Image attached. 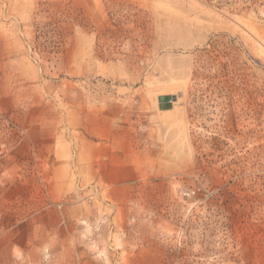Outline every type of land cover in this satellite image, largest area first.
<instances>
[{"label": "rangeland", "instance_id": "obj_1", "mask_svg": "<svg viewBox=\"0 0 264 264\" xmlns=\"http://www.w3.org/2000/svg\"><path fill=\"white\" fill-rule=\"evenodd\" d=\"M0 264H264V0H0Z\"/></svg>", "mask_w": 264, "mask_h": 264}, {"label": "water", "instance_id": "obj_2", "mask_svg": "<svg viewBox=\"0 0 264 264\" xmlns=\"http://www.w3.org/2000/svg\"><path fill=\"white\" fill-rule=\"evenodd\" d=\"M173 99H174V98H173ZM168 107H169V105H167V107H166V106L163 107V105H160V109H164V108H165V109H168Z\"/></svg>", "mask_w": 264, "mask_h": 264}, {"label": "clouds", "instance_id": "obj_3", "mask_svg": "<svg viewBox=\"0 0 264 264\" xmlns=\"http://www.w3.org/2000/svg\"><path fill=\"white\" fill-rule=\"evenodd\" d=\"M45 251H47V250L45 249ZM45 259H47V257H45Z\"/></svg>", "mask_w": 264, "mask_h": 264}]
</instances>
